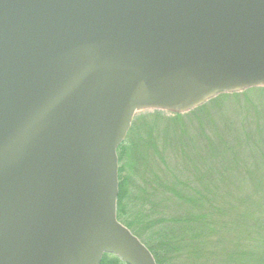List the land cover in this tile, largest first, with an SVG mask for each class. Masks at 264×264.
I'll list each match as a JSON object with an SVG mask.
<instances>
[{"label":"water","instance_id":"obj_1","mask_svg":"<svg viewBox=\"0 0 264 264\" xmlns=\"http://www.w3.org/2000/svg\"><path fill=\"white\" fill-rule=\"evenodd\" d=\"M264 87V0H0V264H155L116 218L134 115Z\"/></svg>","mask_w":264,"mask_h":264},{"label":"trees","instance_id":"obj_2","mask_svg":"<svg viewBox=\"0 0 264 264\" xmlns=\"http://www.w3.org/2000/svg\"><path fill=\"white\" fill-rule=\"evenodd\" d=\"M250 92L264 97L261 88L220 95L185 115L166 118L165 114L154 112L146 116L151 118L148 121L152 125L144 128L143 133L138 128L132 129L119 146L117 218L146 245L156 264H184L189 254L203 252L204 243L207 238L210 240L215 227L222 228L219 223L224 215L234 218L231 228L239 225L247 228V243L256 246L257 235L263 240V246L255 247L254 252L248 247L244 254L236 252L233 259L238 264H264L263 135L249 136L255 151L250 153L252 159L246 158L236 150L237 147L244 150L242 140L232 138L238 142L236 145L230 142L231 138L223 131L224 123L216 129L211 116V108L225 98L239 103L245 98V103L254 108L257 105L254 98L247 97ZM197 112H203L200 118L190 119L187 125L180 122ZM261 120L264 121V116ZM209 129L218 136L207 140L205 134ZM194 141H198L197 145ZM244 189L256 192L255 201L245 197L234 199L230 194ZM223 194V201L214 199ZM100 264L122 262L106 254Z\"/></svg>","mask_w":264,"mask_h":264},{"label":"rangeland","instance_id":"obj_3","mask_svg":"<svg viewBox=\"0 0 264 264\" xmlns=\"http://www.w3.org/2000/svg\"><path fill=\"white\" fill-rule=\"evenodd\" d=\"M260 96L261 95H256L252 92H250V95L247 96L248 98H254L255 103L257 104L256 106H254V108H250L245 103V98H242L243 101H240V103L233 98H229V100H225V98L223 99L224 101H220L216 107L211 108V111H213L211 116L216 129L217 126L224 123L223 131L225 132L227 137L231 138L230 142H233V144L236 145L238 142H234L232 138H236V140H242L244 150H241L238 147L236 148V150L240 151L241 153L243 152L245 154V157L250 159H252L250 153L255 151V149H252L255 144L249 141V136L255 133H260L263 135L261 137L262 140H264V121L261 120L262 116H264V97ZM153 114V111H143V113H137L131 124V130L133 129L134 131V129L136 130L138 128L140 129L138 132L143 133V131L147 129L148 126L152 125L151 121H148L151 118L146 116H152ZM202 114L203 112H197L194 117L188 116L187 119H182L180 120V122L187 125L190 119H195L197 118V116H199L198 118H200V115ZM165 116L166 118H169V114H165ZM259 124L261 125V127L259 126ZM131 130L129 131L128 135L130 134ZM179 132L180 131L177 130L176 134L179 135ZM156 133L157 130H155V134ZM215 135L216 137L218 136V133L216 131L210 129L209 131L206 130L205 136L207 140L209 137L210 139H213ZM197 142L198 141H194V144L197 145ZM231 171L234 172L233 167ZM135 181L138 182V180L136 179ZM227 182H231L230 179H227ZM132 184V187L134 189L135 182L132 181ZM136 185H138V183H136ZM225 194L215 196L214 199L223 201V199H225ZM230 194L234 197V199L245 197L249 198L252 201H255L257 197L256 192H252L250 189H244V191H235ZM261 209L264 210V208ZM244 210H246V207ZM255 213L256 212L253 209L252 215L254 216ZM261 214H264V212ZM233 221L234 218L229 215H224L222 223H219L220 226L222 225V228L215 227V231L210 237V240L209 238H207L206 240H208V242L204 243L205 247L203 249V252L200 251L199 253H195L193 255L189 254L188 258H186L187 262L184 264H205L203 262H206L207 264H238V261H235L233 259V257L236 256V252L244 254L248 251V247L249 250L251 249V251L254 252V250L256 249L255 247L263 246V240L259 235L254 237L257 240L256 246H254L252 242L247 243V239L249 238V236H246L248 235V233L246 232L247 228L239 225L237 228L235 227V229H233L231 228V226L233 225Z\"/></svg>","mask_w":264,"mask_h":264}]
</instances>
